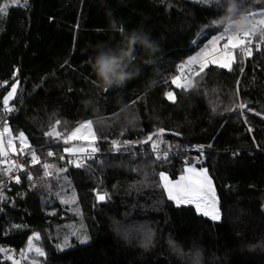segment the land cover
Masks as SVG:
<instances>
[{
  "label": "trees",
  "instance_id": "obj_1",
  "mask_svg": "<svg viewBox=\"0 0 264 264\" xmlns=\"http://www.w3.org/2000/svg\"><path fill=\"white\" fill-rule=\"evenodd\" d=\"M26 2L25 8V0L20 7L0 0L8 5L6 15H0V85L9 81L0 86V122L7 119L14 134L25 132L41 164H26L20 184L0 187L5 194L0 247L20 253L36 232L46 254L37 258L39 264H264V50L254 49L243 60L237 51L231 72L212 66L197 87L185 92L173 87L170 78L177 74L175 64L194 54L193 39L206 43L216 34L201 35L203 26L218 18L204 19L200 9L207 5L194 0ZM245 7L264 9V0H246ZM132 30L147 34L158 51L149 58L137 47L135 76L104 94L89 61L99 48L115 47ZM160 58L165 62L158 67ZM13 82L18 92L10 106L19 110L9 114L2 100ZM166 90L174 91L176 103L163 96ZM138 96L142 99L133 110L139 119L135 126H124L121 113L118 120L113 113ZM241 102L244 109L238 107ZM86 119L109 140H99L101 151L77 169L57 159L69 158L63 142L43 133L57 120L58 130L64 131ZM159 127L169 132L162 134L160 145L161 153H170L166 161L154 162L150 144L131 151L111 148V139H144ZM197 145L205 146L200 162ZM49 150L56 155L47 157ZM186 160L210 169L222 204L220 222L196 215L191 206L177 208L161 195L159 172L175 179ZM45 161L67 168V181L55 174L43 179ZM27 171L37 187L28 183ZM95 192L108 199L98 203ZM126 215L148 223L147 246L114 235L110 219ZM73 233L89 239L80 243ZM65 239L69 246L57 248Z\"/></svg>",
  "mask_w": 264,
  "mask_h": 264
},
{
  "label": "snow or ice",
  "instance_id": "obj_2",
  "mask_svg": "<svg viewBox=\"0 0 264 264\" xmlns=\"http://www.w3.org/2000/svg\"><path fill=\"white\" fill-rule=\"evenodd\" d=\"M246 0H241L240 4H237V12H242L244 16L249 21V30H233L232 25L235 23L234 17L227 20L224 23H212L209 22L205 24L201 30V35L207 36L212 32L215 35H211V39L204 43L203 40L193 39L191 41L192 45L195 47L192 49L194 55L187 56L186 59H182L179 64H175V61H168V63L175 64V69L177 74L171 75L170 82L174 85L176 89H181L185 92L198 86L200 80L206 75L207 71L211 70L212 66L218 69H223L231 72L233 70V65L237 62L236 52L238 50L239 54L243 58H250L253 56V45L255 51L260 52L264 50V9H261V17L259 19H254L255 13L248 11L245 7ZM196 5H207V8H201L200 10L205 13L204 19L207 20L209 15L222 17L224 15L225 5L227 0H194ZM13 6L20 7V0H11ZM23 7H27V2L23 4ZM8 9L7 4H0V15H6ZM215 9V10H213ZM205 29L207 31H205ZM257 33H259L258 39H256ZM203 45V46H201ZM198 49V51L196 50ZM165 61L160 58L158 67L161 66ZM243 71V68H241ZM13 77L16 76V72L12 73ZM9 81H3V85H7ZM239 83V81L237 82ZM0 85V86H3ZM98 87V85H97ZM18 92V83L13 82L10 85V90L3 96V110L9 114L17 112L19 109L10 106V101L16 97ZM108 88L103 89V93L106 94ZM123 96L124 94L121 93ZM237 95L239 92L237 91ZM163 96L170 102L176 103L177 96L172 90H166ZM142 99L141 96L136 97L135 100H131L124 104L130 111L131 123L135 126L137 120L139 119L138 113L131 111L137 102ZM23 103V100H21ZM238 107L244 109L246 107L245 103H239ZM215 110V109H213ZM248 111H253L249 108ZM121 109L119 112L113 113L115 118L118 120L120 117ZM260 115V113H257ZM103 122V121H101ZM60 121L57 120L54 125H51L48 131H45L43 135L54 141H62L65 145L63 147V153L68 154V159L64 155L57 157L59 161H65L67 164L74 166L75 168L85 167L86 161L93 160L97 153L101 151V147L98 145V141L103 139L108 141L109 138L106 135H101L93 126L92 120H84L78 123L71 130L65 129L64 131L58 130ZM13 128L10 127L9 121L7 119L3 122V128L0 130V165H6L2 168V174L8 176V173L13 169L17 171H26V164L37 165L41 164V157L37 154L29 143V138L25 135L23 130L19 131L18 134L14 135ZM249 132L252 131L251 128L248 129ZM165 132V128L159 127L155 132H149L144 139H111V148L114 151H119L123 147L126 151H131L136 145H151V152L155 154V161L159 162L167 160L170 153L164 151L161 153L160 145L164 143L161 139L162 134ZM121 137L124 136V130L122 129L119 133ZM174 135L179 136L180 133L176 132ZM14 141H18L17 146ZM75 142H80L78 145ZM253 142L256 147L259 148L260 145L253 138ZM44 147V146H41ZM199 150V156L196 158V162H200L201 158L206 154L203 151L204 145H197ZM208 147H211L209 145ZM16 154L18 156H25V162H19L16 159H11L9 154ZM136 153L133 152V155ZM30 155V159L27 157ZM56 153L49 150L47 152V157H54ZM233 155H238L233 153ZM74 157V159L72 158ZM103 164V161L100 162ZM43 179L52 177L54 174L57 179H64L67 181V177L64 175L68 172L67 168L60 167L57 164L43 162ZM27 179L29 182L33 180V173L27 171ZM9 179L15 180L16 183L21 182V176H10ZM4 181L0 180V187H2ZM46 189H50L51 185L44 184ZM158 186L161 189V195L166 198L167 201L171 202L175 207L180 208L181 206H191L194 212L198 216L205 217L213 222H220L222 220V204L219 196L217 195V189L214 183V177L210 174V169L204 167L203 164L199 167L196 163L192 161L185 162V166L181 174L176 178L172 179L165 171L159 172ZM31 187L35 188L37 185L32 184ZM95 191V189H94ZM5 196L2 191H0V200H4ZM97 201H105L108 199L107 194H100L97 192ZM75 200V197H73ZM62 203H68L67 200L62 199ZM264 207V206H262ZM80 243H85L89 239L87 234L80 236L77 233ZM39 234L33 232L31 236L28 237V244L26 249H22L20 252L21 259L14 258L11 249L0 248V252L6 254L7 260H10L12 264H21V260H27V252H34L38 257H44L45 251L38 246L33 244V240H39ZM151 241L150 230L146 233L145 246ZM172 244V241H169ZM68 240L65 239L62 244L57 245V248L68 247ZM174 246V245H173ZM175 247V246H174ZM31 264H39V261L33 259Z\"/></svg>",
  "mask_w": 264,
  "mask_h": 264
},
{
  "label": "clouds",
  "instance_id": "obj_3",
  "mask_svg": "<svg viewBox=\"0 0 264 264\" xmlns=\"http://www.w3.org/2000/svg\"><path fill=\"white\" fill-rule=\"evenodd\" d=\"M237 0H227L222 17L214 18L212 23H224L234 17L233 30H249V21L242 12H237ZM139 47L149 58L158 51L157 44L139 30L123 34L115 47H101L89 61L91 69L101 88L121 86L136 74V48ZM87 105L88 101H84ZM131 111L134 112L132 109ZM131 115L126 106L121 107V120L124 126H132Z\"/></svg>",
  "mask_w": 264,
  "mask_h": 264
},
{
  "label": "rangeland",
  "instance_id": "obj_4",
  "mask_svg": "<svg viewBox=\"0 0 264 264\" xmlns=\"http://www.w3.org/2000/svg\"><path fill=\"white\" fill-rule=\"evenodd\" d=\"M251 12L255 13V16L253 17L254 19H259L261 17V9L253 10ZM194 54H192V55H194ZM241 58H242V60L245 59L243 57H241ZM172 86L175 87L174 85H172ZM2 112L3 111H1V113ZM2 121H4V120H2ZM1 122H0V130H2V128H3V122L2 123ZM16 134H18V133H16ZM16 134H14V135H16ZM14 143H16L17 146L19 144L18 141H14ZM75 143L78 145L80 142H75ZM3 194H4V192H3ZM100 194H103V193H100ZM96 195H97V192H95V197H96ZM4 196H5V194H4ZM0 201H5V199L0 200ZM97 202L101 203L102 201H97ZM131 219L132 218L129 217V215H126L121 219H115V218L110 219L111 227H112L114 235L120 239H123L125 242H132L135 244H136V241L144 242L145 238H146V233L149 231L148 223H145V225H144V224H142L143 222H137V221L133 222ZM33 244L35 246H38V247L40 246L39 240L34 239ZM26 248H27V246H26ZM12 254H13L14 258L21 259L20 253H16L12 250ZM26 255H27L28 259L27 260H21V264H31V261L33 259L37 260V258H38V256H36V254L34 252H27ZM0 260H7L6 254L4 252H0ZM8 261H10V260H8Z\"/></svg>",
  "mask_w": 264,
  "mask_h": 264
},
{
  "label": "built area",
  "instance_id": "obj_5",
  "mask_svg": "<svg viewBox=\"0 0 264 264\" xmlns=\"http://www.w3.org/2000/svg\"><path fill=\"white\" fill-rule=\"evenodd\" d=\"M258 39V38H257ZM255 48H254V45H253V50H254ZM246 59V58H245ZM10 155V158L11 159H16V160H18L19 162H21V157L22 156H18V155H16V154H9ZM67 156H68V154H66ZM73 159H74V157H72ZM6 165H1L0 166V170H2V168L3 167H5ZM22 172L21 171H17V170H15V169H13L11 172H9L8 173V176H5V175H3L2 174V171H0V180H2V181H4V184L5 185H9L10 184V182H15L16 183V181L15 180H11V179H9V177L10 176H20V174H21ZM28 180V179H27ZM21 182H22V178H21ZM20 182V183H21ZM20 183H18V184H20ZM28 183L30 184V185H32V184H34L35 183V180H34V178H33V180L31 181V182H29L28 181Z\"/></svg>",
  "mask_w": 264,
  "mask_h": 264
},
{
  "label": "water",
  "instance_id": "obj_6",
  "mask_svg": "<svg viewBox=\"0 0 264 264\" xmlns=\"http://www.w3.org/2000/svg\"><path fill=\"white\" fill-rule=\"evenodd\" d=\"M165 133H169L168 131H165L163 134H165Z\"/></svg>",
  "mask_w": 264,
  "mask_h": 264
}]
</instances>
